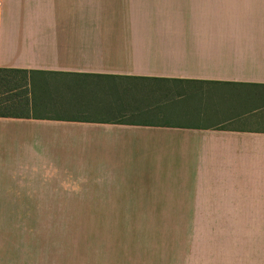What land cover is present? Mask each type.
Segmentation results:
<instances>
[{"label":"crops","instance_id":"obj_1","mask_svg":"<svg viewBox=\"0 0 264 264\" xmlns=\"http://www.w3.org/2000/svg\"><path fill=\"white\" fill-rule=\"evenodd\" d=\"M93 13L0 0V205L60 184L124 221H264V28Z\"/></svg>","mask_w":264,"mask_h":264},{"label":"rangeland","instance_id":"obj_2","mask_svg":"<svg viewBox=\"0 0 264 264\" xmlns=\"http://www.w3.org/2000/svg\"><path fill=\"white\" fill-rule=\"evenodd\" d=\"M247 1L94 0L93 21L209 24L222 30L205 37H254L264 18ZM57 187L29 200L37 205H0V264H264V221H124L102 201Z\"/></svg>","mask_w":264,"mask_h":264},{"label":"trees","instance_id":"obj_3","mask_svg":"<svg viewBox=\"0 0 264 264\" xmlns=\"http://www.w3.org/2000/svg\"><path fill=\"white\" fill-rule=\"evenodd\" d=\"M3 72H7V71H5V70H1V69H0V76H1V74H2ZM11 73H12V72H11ZM0 115H2V114L0 113Z\"/></svg>","mask_w":264,"mask_h":264}]
</instances>
